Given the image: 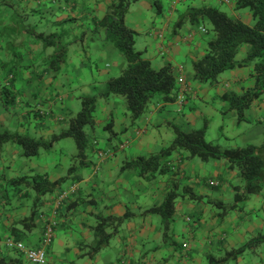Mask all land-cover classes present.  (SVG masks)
Segmentation results:
<instances>
[{"label": "crops", "instance_id": "1", "mask_svg": "<svg viewBox=\"0 0 264 264\" xmlns=\"http://www.w3.org/2000/svg\"><path fill=\"white\" fill-rule=\"evenodd\" d=\"M3 1L0 16L8 15L7 8L19 17L23 27L11 35L0 32V131L48 142L69 127L71 118L82 107L83 97L103 92L109 78L118 76L127 65L124 55L105 39V29L99 25L118 0ZM156 1L159 6L154 0H132L124 22L135 31V46L153 68L169 65L176 79H185L190 87L185 100L156 99L132 119L123 97L98 96L94 120L86 126L93 137L86 146L83 166H77L76 154L66 149V143L62 145L60 140L65 138L53 141L33 156H24L18 142L4 140L0 145V262L33 264L6 241L38 246L45 224L38 214L47 213L48 218L53 194L71 183L76 184L77 193L58 214L59 225L52 244L46 248L43 264H215L225 251L237 249L264 232V175L260 190L246 196L243 180L226 158L203 162L174 150L163 160L166 170L156 172L149 180L133 168H122L138 156L167 147L174 138L171 124L190 131L201 127L206 118V138L221 149L260 146L264 141V95L253 100L241 122L224 99L226 94H240L252 85V64L222 72L214 84L192 79V62L206 52L212 36L204 23L190 20L192 8L218 7L249 24L250 12L235 9L236 0H184L172 5L169 2L173 0ZM133 7L138 8L137 14ZM152 23L158 32L150 30ZM5 26H13V19ZM37 35L53 38L44 46ZM59 46L66 51V59H59L56 71L45 63ZM248 49V44L240 45L235 59L241 61ZM41 55L42 62L36 61ZM4 87L16 95L12 106L6 107L2 101ZM96 146L113 149L114 153L100 158ZM50 154H63V173H57V164L45 163ZM260 154L264 159V149ZM71 166L74 172L69 174ZM94 167L98 168L96 172ZM36 174H47L53 182L65 175L68 178L41 196L38 213L26 221L33 210L35 190L31 184L18 186L14 182L30 180ZM171 189L178 193L190 189L202 199L177 197L164 239L160 217L144 211L161 204ZM236 194L242 197L237 202ZM209 200L223 206H213ZM223 209L226 212L221 215ZM126 211L132 216L122 223L108 245L94 256L83 255L85 246L94 240L95 217L121 216ZM184 240L189 241L187 252L182 251ZM261 245L222 264H264Z\"/></svg>", "mask_w": 264, "mask_h": 264}, {"label": "trees", "instance_id": "2", "mask_svg": "<svg viewBox=\"0 0 264 264\" xmlns=\"http://www.w3.org/2000/svg\"><path fill=\"white\" fill-rule=\"evenodd\" d=\"M131 1L118 0L112 6V10L99 21V25L105 29V39L110 41L126 58L127 65L121 73L118 76L109 78L103 92L94 96L83 97L82 108L71 118L69 127L53 135L48 142L34 140L28 136H21L14 132L1 130L0 145L4 140H13L20 144L24 156H33L38 153L40 148L49 147L53 141L71 137L77 149L74 160L77 166H83L87 158L86 146L88 144L84 128L94 120V110L98 96L121 95L125 100L126 110L132 119L138 118L149 104L156 99L162 101L176 100L179 84L176 83L177 79L171 67L164 65L159 69L153 68L149 60L142 57V51L138 50L135 46V31L124 22V15ZM154 2L158 4L156 0ZM156 8L159 11V7ZM234 8L248 9L252 23L249 24L240 18L230 16L218 7L200 6L192 8L189 14L190 20L194 22L196 19L198 21L207 19L210 23L209 31L212 34L206 43V52L192 62V79L214 84L218 81V76L222 72L233 69L240 64H252V85L240 94L229 93L224 97L228 102L229 109L235 110L238 121L241 122L245 118V110L251 105L253 100L264 95V0H236ZM9 14L10 12H8ZM13 14L11 13V15ZM6 16L5 14L2 18ZM22 27L19 22L13 19V26L10 28L4 26L0 32H7L11 35L12 33L19 32ZM37 37L42 39L44 46H47L46 42L48 39L53 38L44 37L43 35H37ZM242 44H248L249 49L245 57L241 61H237L235 55ZM57 48L59 51L54 54L53 61L58 56H60L59 59L64 60L66 51L61 46ZM56 64L51 63V66L58 71L60 66L55 67ZM1 98L6 107H9L15 103L16 95L4 87L2 88ZM171 127L174 132V138L167 147L161 148L158 152L148 156H138L133 161L125 163L122 168H133L139 176L149 180L156 172L166 170L167 167L163 162L164 158L174 150H182L186 153L187 158H198L203 162L221 158L228 159L234 167L238 168L239 175L244 182L243 189L246 196L260 190V182L264 175V159L260 151L264 149V141L260 146L247 144L243 147L221 149L218 144L206 138L208 127V120L206 118L201 127L190 131H183L174 124H171ZM95 149L98 157L100 156L99 154H104L107 151L110 154L106 157H110L114 153L113 149L106 147L96 146ZM73 172L74 167L71 166L68 173L72 174ZM67 178L68 175H65L53 182L48 178L47 174H36L30 180L21 179L14 182L18 186L20 184H31L35 190L32 202L33 210L31 216L25 219L26 221L28 219L31 220L38 213L41 196L61 186ZM178 196L194 200L202 199L200 195L193 194L190 189H184L182 193L171 189L166 193L161 204L152 206L144 211V213L156 214L160 217L164 239L167 238L174 212L175 199ZM235 198L237 202L242 197L236 194ZM209 202L216 207L223 206L218 201L209 200ZM224 212H226V209H223L221 215ZM132 214V212L126 211L121 216H96V224L93 228L94 240L91 245L85 246L87 250L83 255L94 256L104 249L117 232L118 227L123 221L130 218ZM110 227L112 230L108 231L107 229ZM261 244H264V232L249 238L246 243L237 249L225 251L224 256L214 261V263L219 264L229 259H236L246 249L254 250ZM187 249L183 248L182 251L187 252ZM0 264L4 263L0 262Z\"/></svg>", "mask_w": 264, "mask_h": 264}, {"label": "built area", "instance_id": "3", "mask_svg": "<svg viewBox=\"0 0 264 264\" xmlns=\"http://www.w3.org/2000/svg\"><path fill=\"white\" fill-rule=\"evenodd\" d=\"M179 1L180 0H173L172 3L175 4ZM201 30L205 31V28L202 27ZM177 83L179 84V88L177 89L176 100L178 102H183L185 100L187 91L190 90V87L182 76H178ZM106 153L99 154V157L103 158L110 154L109 151H107ZM95 171L96 169H94V172ZM76 193L77 186L75 183L62 186L55 191V193L53 194V200L49 210L48 218L44 215V213L40 214V217L45 219V224L42 230V236L40 238L38 247H25L22 243L14 242L11 239H7L6 245L21 252L30 262L44 263V250H46V248L52 244L55 236V229L58 226V220L56 219L57 215L75 197ZM182 246L183 248H188L189 241L184 240L182 242Z\"/></svg>", "mask_w": 264, "mask_h": 264}, {"label": "rangeland", "instance_id": "4", "mask_svg": "<svg viewBox=\"0 0 264 264\" xmlns=\"http://www.w3.org/2000/svg\"><path fill=\"white\" fill-rule=\"evenodd\" d=\"M1 1H3V0H0V2ZM47 1H49V0H47ZM161 1H165V0H161ZM187 1V0H186ZM186 1H184V0H180V3H182V2H186ZM188 1H190V0H188ZM4 2V1H3ZM170 3V5H172L173 3H172V1L171 2H169ZM178 5H180L179 3H178ZM224 9H225V7H223ZM134 9V10H133ZM6 10H7V12H11V10H9V9H7L6 8ZM132 10L134 11V13H138L139 11H138V8L136 7V8H132ZM247 11H249L248 9H247ZM11 18L12 19H14L15 21H17V22H19V24L21 25L22 24V21L16 16V14L14 13L13 15H11V14H9V15H7L5 18H2L1 16H0V29H2V27L1 26H5L7 23H8V21H10L11 20ZM199 23H201V24H205L206 25V27L210 30V23H209V21L207 20V19H203V20H201V21H199ZM156 26L152 23V25H150V30H152V28L154 29V30H156V28H155ZM10 28V27H9ZM12 28H14V27H12ZM144 28V27H143ZM157 32H158V30H156ZM143 31H141V33H142ZM211 33V32H210ZM139 37H143L142 35H138ZM159 37H162L161 36V34H160V36ZM160 39H165V36H164V38H160ZM140 48H141V46H139ZM59 57L60 56H58V57H55V59L56 60H54L53 61V59H54V57L50 60V61H48V62H46L45 64L46 65H49V64H58L59 63ZM65 57V56H64ZM65 59H66V57H65ZM65 59H64V62H65ZM36 61H38V62H42V55L41 56H39V57H37V59H36ZM106 88V87H105ZM105 90V89H104ZM121 96V95H120ZM122 97V96H121ZM123 99V98H122ZM97 101V100H96ZM123 101H125L124 99H123ZM81 108L82 107H80L79 108V110H81ZM78 110V111H79ZM77 111V112H78ZM76 112V113H77ZM75 113V114H76ZM74 114V115H75ZM89 125V124H88ZM87 126V125H86ZM86 126H85V134H86V141H87V143H88V141H90L91 139H92V137H93V133L91 132V131H88V130H86ZM88 129H89V127H88ZM100 133V132H99ZM95 136H99V135H97V133H96V135ZM60 141H62L61 143H62V145L63 144H65L66 143V149L67 150H70L71 149V152H74L75 154L77 153V149H76V145H75V142H74V140L71 138V137H65V140H60ZM66 141V142H65ZM262 144V143H261ZM260 144V145H261ZM107 148V147H106ZM41 149V148H40ZM148 156V155H147ZM65 161H66V159H65V157L63 156V154H61V155H52V154H50L49 156H47L46 157V161H45V163H47V164H49V165H52V166H55V164H57V173L59 172V173H63V171H64V167H63V165L65 164ZM72 163H75V161L73 160V161H71ZM71 162H69V163H71ZM53 163H55V164H53ZM236 169H237V171H238V168L236 167ZM58 173V174H59ZM238 174H239V171H238ZM242 179V178H241ZM243 180V179H242ZM262 181V180H261ZM261 183V182H260ZM13 198V197H12ZM177 199V198H176ZM176 199H175V201H176ZM152 206V205H151ZM151 206H149V207H151ZM148 208V207H147ZM124 222V221H123ZM122 222V223H123ZM122 225V224H121ZM120 225V226H121ZM119 226V227H120ZM119 227H118V230H119ZM112 230V228L110 227V228H108V231H111ZM117 230V231H118ZM116 234V233H115ZM114 234V235H115ZM114 235H113V237H114ZM262 246H264V244L263 245H261V247ZM259 246H257L256 248H258ZM255 248V249H256ZM249 249H246V251H248ZM241 255V254H240ZM222 256H223V253H222ZM220 264H222V263H220Z\"/></svg>", "mask_w": 264, "mask_h": 264}, {"label": "clouds", "instance_id": "5", "mask_svg": "<svg viewBox=\"0 0 264 264\" xmlns=\"http://www.w3.org/2000/svg\"><path fill=\"white\" fill-rule=\"evenodd\" d=\"M94 169L97 170L98 168H97V167H94ZM95 172H96V171H95ZM69 203H70V202H69ZM69 203H68V204H69ZM50 207H51V206H50ZM42 213H43V212L39 213L37 217H38V218H42V217H40V214H42ZM59 213H60V212H59ZM59 213H58V214H59ZM46 214H47V213H46ZM46 214L44 213L45 216H46ZM48 215H49V212H48ZM56 219L58 220V225H59L58 215H57V218H56ZM42 220H43L44 223H45V219L42 218ZM43 227H44V224H43ZM57 227H58V226H57ZM57 227H56V229H57ZM56 229H55V231H56ZM42 230H43V228H42ZM54 235H55V234H54ZM41 236H42V234H41ZM40 238H41V237H40ZM13 241H14V240H13ZM14 242H16V241H14ZM39 242H40V241H39ZM38 246H39V244H38ZM38 246H36V247H38ZM27 247H28V246H27ZM15 250H16V249H15ZM16 251H17V250H16ZM44 251H45L44 254H46V250H44ZM18 252H19V251H18ZM20 253H21V252H20ZM23 256H24V255H23ZM24 257H25V256H24ZM25 258H26V257H25ZM26 259H27V258H26ZM27 260H28V259H27ZM28 261H29V260H28ZM29 262H30V261H29ZM31 263H33V262H31ZM33 264H43V263H33ZM183 264H184V263H183Z\"/></svg>", "mask_w": 264, "mask_h": 264}]
</instances>
